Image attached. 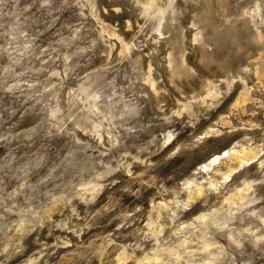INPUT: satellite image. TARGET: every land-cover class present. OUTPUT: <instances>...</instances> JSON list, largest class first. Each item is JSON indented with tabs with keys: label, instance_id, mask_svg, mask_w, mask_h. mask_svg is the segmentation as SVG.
<instances>
[{
	"label": "clouds",
	"instance_id": "obj_1",
	"mask_svg": "<svg viewBox=\"0 0 264 264\" xmlns=\"http://www.w3.org/2000/svg\"><path fill=\"white\" fill-rule=\"evenodd\" d=\"M234 90L264 109V0H0V264H264Z\"/></svg>",
	"mask_w": 264,
	"mask_h": 264
},
{
	"label": "rangeland",
	"instance_id": "obj_2",
	"mask_svg": "<svg viewBox=\"0 0 264 264\" xmlns=\"http://www.w3.org/2000/svg\"><path fill=\"white\" fill-rule=\"evenodd\" d=\"M87 15V13H85ZM74 19V17H73ZM191 55V53H190ZM173 73L175 74L173 76ZM193 75H195V72H193ZM164 77H161V83L163 82ZM167 80H168V88L171 90V92L173 93H178L180 91V89L177 87V81L180 82H186L187 80V76L185 74V70L179 67L174 68L173 70L168 72L167 75ZM210 88V86H209ZM237 89L242 92V86L237 85ZM181 100L183 99L182 96L179 97ZM231 98L235 99L236 103H235V107L231 110L232 113H236V112H241L243 113V119L245 120H249V116L247 115V113L249 111H259L261 113V116L264 117V109H261L259 107V105L257 103H254V101H260L261 97L255 92L253 91L250 95L248 93H243L238 95L237 91L234 90ZM226 107V105H225ZM223 110V109H221ZM235 119V115H232L230 117V120H234ZM260 119V117H256L253 118L252 122H257ZM252 168H255V165H252ZM166 169H164L163 167L160 169L161 172L165 171Z\"/></svg>",
	"mask_w": 264,
	"mask_h": 264
}]
</instances>
